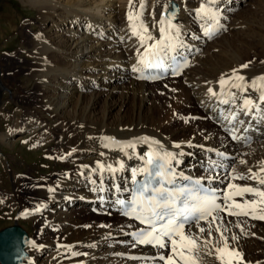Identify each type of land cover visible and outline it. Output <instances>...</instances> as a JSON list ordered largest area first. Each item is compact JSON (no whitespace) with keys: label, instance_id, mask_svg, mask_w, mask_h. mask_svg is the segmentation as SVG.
Returning a JSON list of instances; mask_svg holds the SVG:
<instances>
[{"label":"bare ground","instance_id":"6f19581e","mask_svg":"<svg viewBox=\"0 0 264 264\" xmlns=\"http://www.w3.org/2000/svg\"><path fill=\"white\" fill-rule=\"evenodd\" d=\"M19 1L36 13L33 19H38L40 24L39 29H35L30 23L18 33L24 40V47L20 50L26 54L19 59L28 61L22 70L28 74L27 81H31L29 86L33 89L30 91L28 86L25 88L28 91L18 89L19 95L28 99L19 101L23 107L16 111H23L21 116L9 117L5 110V115L0 112V119H13V124L0 132V142L16 151L19 137L36 135L40 140L36 138L35 147L31 145L37 149L31 154L25 152V148L20 149L26 164L34 161L35 157L37 164L42 162L41 166L50 172L52 157L57 156L65 162L64 167L67 166L57 173L54 181L42 179L34 187L35 212L40 215V220L35 236H29L26 248L31 256L29 264H162L157 260L160 255L172 254L171 245L165 249L136 245L133 237L136 225L122 217V207L117 202L129 197L135 181L143 177L150 154L153 158L156 153L171 154L173 159L168 161L177 177L202 179L206 185L220 189L226 196L235 191L229 188V184L264 190V185L247 178L249 169L264 176L260 172L264 161L254 167L246 163L264 154V104L259 102L261 93L257 90L260 82L256 81L257 89L252 87V81L264 76V23L257 21L249 25L241 22L234 14L238 0H212L211 3L209 0H132L131 7L129 0ZM173 3L177 4L180 13L177 22H170L173 27L165 33L170 37L165 44L172 45L174 55L190 58V66L179 77H183V83L171 87L175 92L173 100L162 107L156 105L151 108L149 86L157 82L140 81L141 72L133 71V68L142 67L139 59L145 48L161 39L160 28L168 29L166 12ZM202 3L208 5L212 16L198 14L197 9ZM135 5L137 14L129 12ZM24 12L20 14L26 19L27 12ZM129 14L138 16L135 24L138 30L142 31L140 25L143 24L147 27V35L153 37L143 47L139 37L133 36ZM0 18L4 26L1 40L5 41L9 31L17 33L13 26L16 17L7 10L0 14ZM213 28L218 32L212 36L210 30ZM247 28L249 30L244 37L239 35L240 38H236L241 30ZM54 30L62 33L54 37ZM221 33H225L222 42L211 43ZM230 37L239 40L233 49L227 48ZM162 53L169 61V49ZM243 64H248V67L241 69ZM234 69L247 78V91L230 85L223 89L220 87L218 81L221 78L232 77L234 80ZM124 80L129 82V88L121 83ZM175 81L168 78L159 83L175 84ZM208 88H212L216 95L209 94ZM30 92L31 96H26ZM117 92H120L121 106L125 111L119 118L110 119ZM87 93H90L88 101ZM138 94L142 95L141 105L131 115L127 105L131 96ZM103 97L105 112L98 117L94 110ZM246 97L261 110L257 111L251 105V111L244 109ZM223 100L228 103H222ZM233 115L235 120H232ZM46 116L57 122L53 130L58 137L57 144H54L49 129H45L49 120ZM201 116L205 117V123L197 120ZM210 123L216 126H213L214 132L205 128ZM233 135L248 139L236 140ZM147 137L149 140L145 142L142 138ZM41 140H44V145L40 144ZM130 141L134 147H126ZM23 145L26 146L25 142ZM217 153L238 155L239 170L231 172L228 165L232 158L225 159ZM2 156L5 155H0V161ZM40 157L41 160L38 159ZM211 161L223 166L209 171ZM241 175L245 178L234 179ZM46 176L43 175L44 178ZM18 183L17 180L16 193L0 196V204L11 199L13 206H17L24 200ZM225 201L226 204L231 203ZM241 201L236 200L243 203ZM19 210V222L22 219L29 221L30 212L23 208ZM86 210L98 212L100 216L105 213L109 219L101 221L99 228L89 225L81 216L86 214ZM215 215L220 218L215 223H211V218L208 223H201L206 229L204 233L195 227L191 229L202 249L200 264H216L213 259L220 264L215 249L223 247L221 232L224 236L231 235L230 239L225 238L231 248L241 252L245 264H264V241L260 240L264 239V227L250 228L245 216V223L234 229L233 223L238 222L237 218L225 212ZM210 223L211 237L208 235ZM217 227L220 232L216 231ZM51 228L58 230L60 239L49 241ZM233 236L237 239H232ZM177 240L179 248L181 242L179 238ZM68 246H71V251ZM61 251L65 254L60 255ZM73 252L78 255H72ZM44 253L48 259L42 258ZM145 255L156 256L157 259L152 261ZM131 258L139 260L132 263Z\"/></svg>","mask_w":264,"mask_h":264},{"label":"snow or ice","instance_id":"6c2138e0","mask_svg":"<svg viewBox=\"0 0 264 264\" xmlns=\"http://www.w3.org/2000/svg\"><path fill=\"white\" fill-rule=\"evenodd\" d=\"M212 0H209L211 3ZM132 0H129V6L131 7ZM143 8V3L140 5ZM198 14L202 16H212L208 5L202 3L197 9ZM137 17L129 14L128 19L134 21ZM214 18V17H213ZM161 24L164 23L163 20L160 21ZM173 25L169 22L168 29L161 27L160 32L162 34L161 39L157 40L155 43L148 45L145 48V52L141 54L139 59V64L142 65L141 68L134 67L133 71L141 72L140 78H150L149 76L143 75L144 69L151 68H164V61L160 57L161 52H166L172 45L165 44V40L169 39L165 33L171 29ZM138 30L135 23H133V36H138L141 46H145L146 41L152 40L151 35H147V27L143 24L140 25ZM241 69L247 68L248 64H243L240 66ZM176 74H179V66L173 69ZM233 76L227 78H221L218 83L223 89L230 85L232 88L247 91L245 84L247 83V78L239 74V70H233ZM259 81V88L257 89V83ZM252 87L260 91L259 102L264 104V76L256 78L252 81ZM209 94L212 96L216 95V92L212 88H208ZM235 96V93L232 94ZM222 103H228L227 100L221 101ZM255 108L260 111L258 105L254 104L249 98L244 100V109L251 111V108ZM236 116H232V120H235ZM243 124L244 121H239ZM247 131V129H245ZM147 141V138H142ZM233 139H248L247 137H239L233 135ZM115 142V141H113ZM108 145L106 144L105 147ZM135 145L129 143L126 147H134ZM217 155L227 159L225 153H217ZM173 159L171 154L166 153L163 156L153 159V155H149L147 164L152 165V171L147 168L143 171L148 173L149 180L141 185L137 189V196L133 202H129L125 209L126 215H132L135 219L139 220L141 224L146 225V228H141L134 234V239L136 243L139 244H149L160 249H165L171 245V255H160L159 260L163 261L164 264H200L201 257L200 253L202 251L198 239L192 234L191 229L195 227L200 233H204L206 229L201 226V222H209V217H211V223H215L220 219L214 213L225 212L227 215H245L251 216L254 219L264 220V214L258 215L257 213H264V208L258 207V205H264V190H260L251 186H236L229 184V188H234L235 191L225 197L226 200L231 201L221 207L220 204L216 202V197L214 195V190L207 188L201 180H196L192 182V186H176V174L172 172V169L167 167V161ZM234 159V158H232ZM164 161L165 163H161ZM244 163V161H240ZM223 165L217 164L215 161L210 162L209 171L213 170L214 167H222ZM103 167V165H100ZM111 166H109L110 168ZM123 167V166H121ZM261 173H264V167L260 169ZM250 175L248 179L258 181L260 185H264V176H261L249 169ZM135 175V171L133 172ZM244 176H236L234 179H244ZM211 179V178H210ZM209 179V182H210ZM155 180L157 186L149 188V184ZM166 185H171L172 187H167ZM256 196L257 200H247L243 203H238L233 199V196L243 197L245 195ZM121 205H125L124 200L117 201ZM130 209V211H129ZM234 209H240V211H234ZM247 209V210H245ZM37 211L40 209L37 208ZM211 223L209 224L208 235L211 237ZM217 232H220V228L217 227ZM226 231V229H225ZM179 238L180 247H177ZM221 238L223 247L216 248L217 259L220 264H245L244 257L238 249L231 248L228 244L227 238L223 236L221 232ZM232 239H237L233 236ZM207 244V241L204 242ZM42 247V246H41ZM69 251H71V246H68ZM208 254H211L210 252ZM72 255H78V253L73 252Z\"/></svg>","mask_w":264,"mask_h":264},{"label":"rangeland","instance_id":"374dc122","mask_svg":"<svg viewBox=\"0 0 264 264\" xmlns=\"http://www.w3.org/2000/svg\"><path fill=\"white\" fill-rule=\"evenodd\" d=\"M236 5H237V8L234 11V14H236L238 16V18H240L241 22H244L246 24L249 23V25H251L257 21L264 23V0H243V1L238 0ZM7 10H11V12L16 17V21L13 24V26L15 27V32H17L16 33L17 36L15 34H13L14 31H12V32L9 31L10 33H8V38L5 41H7L8 43H10V42L11 43L10 44L6 43V45H5V41L1 40V33H2V29L4 28V26L0 20V109L3 107L0 110V112H1V114L4 113V115L6 112V114H8L9 117H13V115L14 116L15 115L21 116L20 113H23V111L18 113V111H16V110L23 107L20 104L21 102H19V101H24L26 98V97H24L25 95H19L18 89L20 88L22 90L28 91L27 89H25L26 86L29 87V90L33 89V86H29V85H31V81H29V82L27 81L28 74L24 70H22L23 68H26L28 61H26L25 58L21 59V60L19 59L20 57H24L26 54L24 51L20 50L21 47H24L22 45L24 43V40H23V37L21 35H19L18 33L21 32L22 28L26 27L30 23L33 24L35 29H39L40 24L37 21L38 19L37 20L33 19V18H36V13L32 10H29L26 6L24 7V5L19 0H0V14L2 15V13H4ZM130 10L131 11H129V12H131L133 14L138 13V7L136 5L133 6ZM24 11L27 12L25 15V16H27L26 19L22 18V15L20 14L21 12H24ZM125 20H127V19H125ZM132 22L136 24L137 19H135ZM248 30H249L248 28L241 30L239 32L240 34H237L238 37H236V38L244 37V35L246 33H248ZM61 33L62 32H60L58 34L55 30L52 32V34H54L53 35L54 37L57 36V34L60 35ZM236 33H238V31H236ZM224 34L225 33H221V34L216 35L211 40V43L212 42L214 44L221 43L222 42V36ZM239 35H240V37H239ZM230 38H231V40H230ZM230 38L228 41H230L231 44L230 43L228 44V46H227L228 49H231L232 47H234L239 41V40L237 41L236 39H232V37H230ZM19 43H20V45H19ZM8 45L10 47L6 51L5 49L7 48ZM11 63H13V66H11ZM121 83L124 85L125 88L130 87V84L127 80H124ZM182 83H183V77H181L179 79L176 78L175 84H166V83L150 84V86H149L150 87L149 88V92H150L149 102L151 103V108H154L156 105H159L162 107L166 104V102L173 100L172 98H173V95L175 92H173V88H171V87H173L174 85H181ZM5 85H6V89H5ZM20 93L23 94L22 91ZM31 93L32 92L27 93L26 96H31ZM87 95L88 96L86 97V101H88L90 99V93L89 94L87 93ZM14 97H16L18 99L14 98ZM19 98H20V100H19ZM141 98H142V95H140V94H138L136 96H131V98L129 100V104L127 105V107L130 106L129 111L131 112V115H133V113L135 112V108L138 105L139 106L141 105V101H142ZM115 100L116 101L114 103V106H113L112 110L110 111V115H111V116H109V117H111L110 119L119 118L121 113H123L125 111L124 107L122 108V106H121L122 101L120 99V92H117ZM126 102H128V100H126ZM104 106H105V97H103L100 100V102L97 104V106L94 110V113H96L95 116L100 117L104 114V112H105ZM4 110H5V112H4ZM24 117H25V114H24ZM46 118L49 119L48 116H46ZM198 118H197V120L200 123H205V117L201 116ZM8 119L7 120L4 118L0 119V132H3L6 128H8L7 126L13 124V119H9V120ZM56 123L57 122L53 119H49L45 123L46 124L45 129H47V130L49 129L48 132H49V134H51L52 139L54 141V144L58 143V140H57L58 137L55 135V133L53 131L57 125ZM213 126L216 127L213 123L211 125L207 124L205 126V128L209 129L211 132H214ZM39 134H41V133H39ZM22 137H19L17 139L19 141H17V144H18L17 148L18 149L16 151L4 147L2 145V143L0 142V155L1 154L5 155V156H2V159L0 161V196L3 197V196H7L8 194H11V193H16L15 188H16V183L18 180L19 183L17 185L19 187V193L21 192V194H22L21 197H24L23 198L24 200L20 201V203L17 204V206L16 205L13 206V203H12L13 201L11 199H9L6 203L2 201V203L0 204L1 205L0 208L3 209L4 211L0 210V219L2 217V219L0 221V231L6 229L8 227L14 226V225H17V226L20 225V227L23 228L29 234V236L32 235L34 237L36 232L39 230V227H38L39 222L38 221L40 220V215L37 216L36 215L37 213L35 212V206H34L35 204H34V199H33L34 187H35L36 183L42 179L43 180L45 179L46 181L47 180L54 181L57 173L66 169L65 167H67V166L64 167V165H66L65 162L60 161V158H58L57 156L52 157V164L50 166V172H47L45 170V168L43 166H41L42 162H39V165H38L37 160H36L37 158H35V157H33V159H32L34 161H30L29 163L26 164L25 160L21 157V156H23V154L20 153L21 147L25 148V152H27L28 154H31L33 150L37 149V148H34L35 144H33V143H35V139L37 138L40 140V138H38V136H36V135L32 136V137H30L29 135H24ZM26 140H27V142H26ZM147 140H149L148 137H147ZM22 141L25 142L26 146L23 145ZM43 141L44 140L40 141L41 145H44L45 142H43ZM130 142L132 143L133 141H130ZM123 145H125V143H123ZM31 146H32V148H31ZM38 148H39V146H38ZM32 155L35 156V154H32ZM230 155H232L234 158L230 162L231 172H236L237 170H239L238 165H237L238 164V162H237L238 161V158H237L238 155H233V154H230ZM258 157L259 158L255 157L252 161L247 160V162H246L247 165L254 167V166H257L259 163H263L264 154H260ZM261 158H262V160H261ZM38 159L41 160V157ZM44 174H47L48 176H46L44 178L43 177ZM257 199H259V198L256 196L247 195V196H244V197L237 199V201L242 200L241 202H244L247 200H257ZM31 200H33V201H31ZM9 201L11 204L9 203ZM4 204H5V206L3 207ZM52 205L53 204H51V206ZM7 206H9V207H7ZM258 207L264 208V205H258ZM12 208L15 210L13 211ZM21 208H23L27 212H30V215L28 216L29 221L22 219L19 222V216L20 215L18 214V212L20 211L19 209H21ZM9 210H12V212ZM6 211L9 213H6ZM85 213L86 214H82L81 216L84 217L85 219H87V223L89 222L88 223L89 225H96L97 228H99L98 225H99V223H101V221H103L104 219H109V216L105 213H102L103 216L97 215L96 213H93L90 210H86ZM89 214L93 215V218H92V216L89 217ZM257 214L261 215L264 213L258 212ZM232 216H234L235 219L237 218V220H238V222L233 223L234 229H238V227L242 226L243 223H245V222H243L245 215H232ZM246 217L248 220V226L250 228L258 229V226L264 227V220L254 219L251 216H246ZM3 218H5V219H3ZM50 231H51L50 236L48 237L49 241H56V240L60 239L61 235L57 234L58 230L56 231L54 228L52 230V228H51ZM219 236L221 237V234ZM246 236H245V238H246ZM224 237H227L228 239H230L231 235L228 234L227 236H224ZM260 240L264 241L263 238H260ZM64 254H65L64 251L60 252V255H64ZM103 254H106V251H104ZM42 256H41L42 258L48 259V256H46L45 253ZM131 259H132V263L135 261H138V258H131ZM213 261L217 264L216 260L213 259Z\"/></svg>","mask_w":264,"mask_h":264},{"label":"water","instance_id":"95a60500","mask_svg":"<svg viewBox=\"0 0 264 264\" xmlns=\"http://www.w3.org/2000/svg\"><path fill=\"white\" fill-rule=\"evenodd\" d=\"M178 15L179 9L174 3L167 16L171 20H176ZM29 242L27 232L17 225L2 230L0 232V263L29 264L30 255L26 252Z\"/></svg>","mask_w":264,"mask_h":264}]
</instances>
